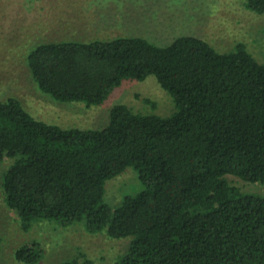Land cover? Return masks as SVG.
<instances>
[{"label":"trees","instance_id":"obj_1","mask_svg":"<svg viewBox=\"0 0 264 264\" xmlns=\"http://www.w3.org/2000/svg\"><path fill=\"white\" fill-rule=\"evenodd\" d=\"M246 8L264 14V0ZM27 63L58 102L101 105L125 80L153 76L177 111L120 104L100 129H66L16 97L0 100V164L12 161L2 187L25 231L85 223L92 235L130 239L117 264H264V195L227 178L264 186V64L244 43L222 53L195 36L47 42ZM128 168L143 189L112 207L106 184ZM43 257L38 242L16 251L25 264Z\"/></svg>","mask_w":264,"mask_h":264},{"label":"rangeland","instance_id":"obj_2","mask_svg":"<svg viewBox=\"0 0 264 264\" xmlns=\"http://www.w3.org/2000/svg\"><path fill=\"white\" fill-rule=\"evenodd\" d=\"M142 37L159 46L180 36L207 40L217 51L244 43L264 64V14L246 8V0H0V100L16 97L36 118L63 128L100 129L111 109L126 105L141 115L168 117L177 111L169 92L155 77L125 80L101 105L62 103L43 93L32 78L28 56L40 44L58 41ZM11 160L0 164V264H25L16 258L23 245L38 242L44 257L37 264H117L130 239L92 235L85 223L62 227L56 221L25 231L5 200L2 180ZM245 193L264 195V186L227 176ZM143 189L133 168L106 184L105 201L121 205Z\"/></svg>","mask_w":264,"mask_h":264}]
</instances>
